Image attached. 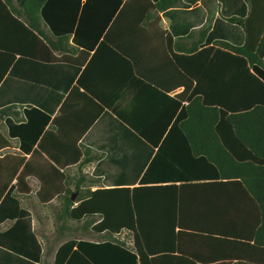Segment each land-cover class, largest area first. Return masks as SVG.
<instances>
[{
	"label": "crops",
	"instance_id": "crops-1",
	"mask_svg": "<svg viewBox=\"0 0 264 264\" xmlns=\"http://www.w3.org/2000/svg\"><path fill=\"white\" fill-rule=\"evenodd\" d=\"M182 1L181 6L159 13L165 36L185 37L202 28L208 20L209 12L203 0ZM206 3L215 13L206 45L215 41L244 45L245 30L228 18L248 17L249 3L246 0H206ZM74 4L76 8L72 11L69 1L50 2L43 14L48 32L70 34V42L77 47L76 52L70 54L76 62H70L45 58L40 42L23 30L8 13V7L0 2V48H18L28 52H16L15 61L0 82V109L15 105L14 111L22 119L17 121L10 116L1 122V131L10 145L0 149V264H42L48 257L53 237L60 231L71 232L60 226L61 221H56L55 214L60 207L58 196L46 202L42 199L45 194L40 196L46 182L57 185L62 182L61 175L53 168V161L39 150L38 143L54 118L61 115L63 104L68 102L70 92L79 85L80 79L86 84V87L80 85L81 92L92 95L91 90L98 92L99 89L98 93L106 98L107 103L114 104L143 131L133 128L106 105L80 140V143L104 154L102 159L84 169L86 176L97 178L103 188L157 186L150 190L153 196L145 199L149 204L143 206L144 215L163 220L179 216L185 230L210 234L202 242L185 240L187 244L183 246L200 257L195 258L198 264H264V246L240 243L253 241L260 223L256 196L240 179L221 177L218 166L209 159L210 139L190 140L183 130L170 129L180 113L175 101L184 87L170 91L167 88L156 89L127 75L123 79V89L117 93L114 87L117 77L108 72L105 79L100 69L103 67L101 60H96L88 73L87 69L85 72L98 46L96 42L102 38L95 27L98 25L96 15L102 6L100 2L89 0ZM85 7L88 8L85 10ZM127 37L139 41L141 36L131 34ZM159 46V49H164L163 43ZM104 53L107 52L100 55ZM158 70L163 71V68L158 67ZM239 81L243 85L247 83L246 79ZM80 91H76L70 105H84V102L75 101L81 100ZM243 92L236 94L235 102H246L249 96ZM192 135L208 138L212 134ZM66 169L71 176L78 171L77 164L68 165ZM69 185L73 187L74 184L71 182ZM145 193L149 195V191ZM258 194L264 198L263 193ZM53 207H56L55 213ZM100 220L101 216H94L88 228L82 226L84 221L80 222L81 225L76 222L74 230L87 233L78 238L94 242L110 238L106 231L99 233L93 230ZM67 223L70 225L71 221ZM56 249L49 254L52 264ZM231 255H234L232 259ZM244 255L251 259L242 258ZM172 261L180 263L177 262L180 260Z\"/></svg>",
	"mask_w": 264,
	"mask_h": 264
},
{
	"label": "trees",
	"instance_id": "trees-1",
	"mask_svg": "<svg viewBox=\"0 0 264 264\" xmlns=\"http://www.w3.org/2000/svg\"><path fill=\"white\" fill-rule=\"evenodd\" d=\"M62 1H69V9L72 11L76 8L74 3L81 2L0 0L23 30L40 42L45 50V58L50 61L76 62L70 55L77 50L70 42V34L48 32L43 22L46 5ZM89 1L100 2L102 6L96 15L98 25L95 26L102 38L96 42L98 46L95 54L84 71L87 69L88 73L95 61L101 60L103 67L100 69L105 79L108 72L117 77L114 84L117 93L123 89V79L127 75L145 81L156 89L167 88L170 91L184 87L175 101L176 106L180 107V113L170 129L183 130L190 140L210 139L212 148L208 154L209 159L218 166L221 177L240 179L248 191L256 196L260 223L253 236L254 242L240 243L264 246V198L258 194H264V0H246L250 5L248 17L228 18L245 30L246 42L242 46L225 41L206 45L215 15L206 0H203L209 12L206 24L176 39L170 35L165 36L166 32L160 26L159 13L181 6L182 0ZM131 34L140 35V40L128 39L127 36ZM160 43L164 44V49H159ZM106 49L108 51H104ZM17 51L28 53L25 49L0 48V82L15 61ZM102 52L107 53L100 55ZM158 67H162L163 71H159ZM244 79L247 83L243 85L239 80ZM84 82L80 79L79 85L73 87L68 102L62 106L61 115L54 118L51 127L38 143L39 150L53 161V168L61 175L62 182L58 185L46 182L43 190H40V196L45 194V198H42L45 202L58 196L60 207L55 218L57 222L61 221L60 226L74 230L76 228L72 229L67 222L84 221L82 226L88 228L93 217L99 215L101 220L93 230L99 233L106 231L111 237L100 242L78 237L62 240L69 232L60 231L51 240L47 256L59 245L54 264H198L195 258L200 257L186 249L185 240L198 239V242H202L210 234L185 230L179 216L163 220L144 215L143 206L149 204L145 199L153 196L150 190H155L157 186L103 188L97 178L88 177L84 173L90 163L102 159L104 154L80 143V140L106 105L133 128L143 132L138 123L126 118L114 104L107 103L106 98L99 94V89V93L91 90L92 95L86 91L81 92L80 85L86 87ZM241 90L249 98L246 102L237 103L235 96ZM76 91L81 92V100L75 101L84 102L83 106L70 105ZM185 101L188 104L185 105ZM15 107L10 105L0 109V149L10 145L1 131L2 120L12 116L22 121L19 113L14 111ZM203 133L212 135L208 138L192 135ZM71 164H77L78 171L74 176L66 169ZM71 182L73 187L69 185ZM26 189L30 190L29 187ZM146 191H149L148 196ZM55 209L53 207L54 213ZM123 232L131 235V244L118 237ZM229 257L232 259L234 255ZM46 258L42 264H48ZM242 258L251 259L248 255ZM173 259L180 260L177 261L180 263H173Z\"/></svg>",
	"mask_w": 264,
	"mask_h": 264
},
{
	"label": "rangeland",
	"instance_id": "rangeland-1",
	"mask_svg": "<svg viewBox=\"0 0 264 264\" xmlns=\"http://www.w3.org/2000/svg\"><path fill=\"white\" fill-rule=\"evenodd\" d=\"M77 224L81 225V223H77ZM70 225L74 229L76 227V222H71ZM82 235H87V233L84 232V231L80 233V232H76V230H71V232H69L64 238H62V240L67 239L69 237H83ZM118 237L121 240L124 239L126 242L131 241V235L129 233L122 234L121 236H118ZM46 261H47L48 264H52L51 263L52 262V258L50 256H48L46 258Z\"/></svg>",
	"mask_w": 264,
	"mask_h": 264
},
{
	"label": "water",
	"instance_id": "water-1",
	"mask_svg": "<svg viewBox=\"0 0 264 264\" xmlns=\"http://www.w3.org/2000/svg\"><path fill=\"white\" fill-rule=\"evenodd\" d=\"M73 198H75V195L73 196Z\"/></svg>",
	"mask_w": 264,
	"mask_h": 264
}]
</instances>
